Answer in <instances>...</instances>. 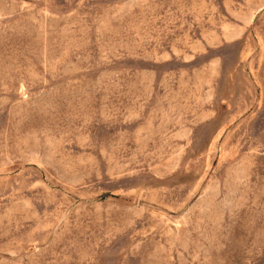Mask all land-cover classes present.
<instances>
[{
  "label": "rangeland",
  "instance_id": "1",
  "mask_svg": "<svg viewBox=\"0 0 264 264\" xmlns=\"http://www.w3.org/2000/svg\"><path fill=\"white\" fill-rule=\"evenodd\" d=\"M0 264H264V0H0Z\"/></svg>",
  "mask_w": 264,
  "mask_h": 264
}]
</instances>
